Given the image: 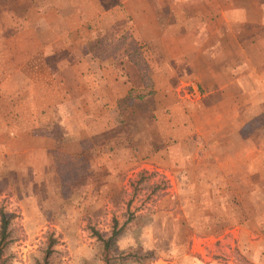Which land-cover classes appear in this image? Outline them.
<instances>
[{"label":"rangeland","instance_id":"1","mask_svg":"<svg viewBox=\"0 0 264 264\" xmlns=\"http://www.w3.org/2000/svg\"><path fill=\"white\" fill-rule=\"evenodd\" d=\"M25 1L37 6L41 0ZM25 1L0 0V72L14 70L13 77H0L10 91H0V224L2 214L8 220L0 264H104L107 258V264H264L263 103L241 99L237 126L210 135L201 125L189 126L185 146L156 163L149 155L176 147L184 133L162 136L143 119L131 142L99 146L113 155L92 170L98 158L91 142H82V156L66 152L58 127L45 126L44 111L35 108L39 95L23 92V62L13 59L22 47L7 39L19 31ZM10 5L17 15L7 12ZM94 43L100 56L117 57L134 47L128 35L114 32ZM45 64L48 72L57 63ZM216 97L192 101L195 122L205 121L206 113L215 128L230 116V110L205 111ZM44 98L51 105L55 95L48 91ZM135 152L138 157L120 161ZM112 233L105 248L97 234L107 239Z\"/></svg>","mask_w":264,"mask_h":264},{"label":"crops","instance_id":"2","mask_svg":"<svg viewBox=\"0 0 264 264\" xmlns=\"http://www.w3.org/2000/svg\"><path fill=\"white\" fill-rule=\"evenodd\" d=\"M107 3L41 0L36 6L25 1L19 31L7 39L10 46L22 47L21 57L13 59L23 62L22 76L28 85L23 92L39 95L35 108L40 114L44 111V125L58 127L59 140L69 154L82 156V142L90 141L93 159L98 158L89 166L92 170L113 155L110 148L104 153L98 147L131 142L142 131L143 119L151 126L149 131L156 127L162 136L184 133L176 147L149 155L156 163L161 154L185 146L189 126L201 125L210 135L224 125L237 126L241 99L251 104L257 98L264 105V0ZM7 7L10 15H17L12 5ZM110 32L115 37L128 35L133 49L117 57L95 54L94 40ZM47 62L57 63L55 70L47 72ZM12 72H0V77H13ZM2 82L0 78V91L10 92ZM48 91L55 95L51 105L44 98ZM212 94L217 95L216 103L203 106L205 111L220 115L230 110L215 128L206 113L205 121L191 117L196 109L192 101H204ZM39 152L52 172L46 150ZM136 156V152L122 155L120 161ZM105 168L107 175L113 174ZM106 181L105 185L113 179Z\"/></svg>","mask_w":264,"mask_h":264},{"label":"trees","instance_id":"3","mask_svg":"<svg viewBox=\"0 0 264 264\" xmlns=\"http://www.w3.org/2000/svg\"><path fill=\"white\" fill-rule=\"evenodd\" d=\"M8 225V220L4 218V215L2 214V218H1V224H0V241L4 240L6 238V227ZM114 236V234H110V236L106 239L103 238L102 236H100L99 234H97V238L99 240H101L104 244V247H108L109 245V240L112 239V237ZM107 259H104V264H107Z\"/></svg>","mask_w":264,"mask_h":264}]
</instances>
